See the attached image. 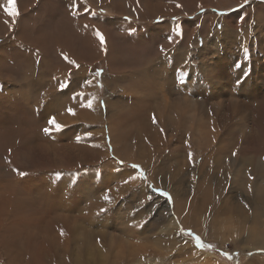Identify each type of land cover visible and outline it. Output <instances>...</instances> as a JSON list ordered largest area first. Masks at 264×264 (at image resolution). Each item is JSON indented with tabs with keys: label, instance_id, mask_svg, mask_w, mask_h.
Wrapping results in <instances>:
<instances>
[{
	"label": "rangeland",
	"instance_id": "rangeland-1",
	"mask_svg": "<svg viewBox=\"0 0 264 264\" xmlns=\"http://www.w3.org/2000/svg\"><path fill=\"white\" fill-rule=\"evenodd\" d=\"M71 1V6L68 7L67 0H45L46 6L44 11L39 10L37 5H33L31 9L26 4L27 2H24V6H22L29 8L27 11L26 9L19 11V15L16 17H11L7 14L1 16L2 18L0 17V30H2L0 33V83L8 82L13 85L19 83L20 87H25L29 93L32 107L38 101L43 102V105L39 108L33 107L32 111L24 109L26 110L24 111V116L26 117V114L30 116L26 117V123L28 122L29 126L28 140L35 143H39V140H42L46 145L49 143L47 152L50 158L55 161L54 165L48 161L44 165V169L31 171L32 175L33 173L38 174V178L35 181L46 179L50 183L58 184L61 189L68 186L70 190L66 192L71 194L69 198L75 196L77 198L76 202H80L83 211L87 208L93 210L96 215L94 221L97 223V225L95 223L93 225V227L96 225L97 232L94 233V237L89 239H93V243H104L102 246L107 248L106 240L112 235H117L115 231L117 228L122 230L125 223L127 224L125 228L130 229L129 226H133L138 240H131L130 242H134L139 246L147 244V250L144 255L149 260L145 259L140 264H206L205 260L202 261L205 256L203 253L210 254L213 257L212 259L216 261L215 264H264V249H258L259 247L255 246V236H259L262 233L257 231L260 230V227L264 226V191L262 194L260 191V193L255 192V185L253 186L251 183L252 180L256 184L259 177L264 180V166L257 167L254 165L253 168H246L243 172L238 173L239 167L244 166L245 159L254 164L256 155H264V146L245 144L240 148L237 142L227 145L224 152L221 150L219 160L222 156L227 159L233 158L232 153L236 152V155L240 154L237 155V157L239 156L238 163L232 164L228 170L225 166L228 163L226 160H221L222 162H218L215 165L210 162V166L206 164L205 168L202 169L203 172L199 175H215L227 188L226 192L215 190L216 193L213 192L207 196L208 189L204 188L200 191L201 187L196 188L198 184H202L206 180L200 178L197 174L193 175L190 173L191 161L186 162L184 165L186 160L185 154L189 152L177 149L169 154V148H172L171 145H175L176 139L178 142V135L171 136V141L161 146L165 147L167 145V149L164 152L153 153L146 166L143 162L130 161L115 153L108 126L105 124L106 119L109 117L105 109L106 99L116 98L129 110L136 111V108L138 109L139 107L129 97L126 92L127 88L129 86L137 88L138 84H141V81L150 76L159 79L161 82H166L165 91L168 90V93L174 88L173 84L178 85L182 82L192 84L190 88L192 94L199 97V99H203L202 94H204L205 85L215 81L211 78L215 75V67H213L215 61L228 65L230 73L223 74L225 79L231 76L234 79L240 78L237 81L232 79L231 83L233 86L245 87L246 80L244 77L249 76L256 87H258L261 96L264 97V72L261 70L264 67V0H248L247 3L244 0H91V3L83 0L84 3L82 5L84 9L77 7L76 10L81 12L80 15H77L76 11H73L74 4H71ZM3 2L7 3L8 0ZM3 2L1 3L4 9L7 4ZM84 4L87 5L88 9ZM210 14L215 17H210ZM68 17L79 21H83L84 18H91L88 24L95 26L97 31L100 30L99 32L104 36L105 45L103 47L100 46L96 32L87 34L82 31L74 37L75 33L67 26ZM56 23L59 25L56 26ZM116 36L117 45L112 46L111 42ZM122 42L125 45L127 42L126 52L125 50L122 52L125 49L122 48ZM6 44L7 47H5ZM107 48L111 49L110 52L113 55L106 53ZM129 49L132 56H130V53H127ZM136 52L137 55L135 54ZM98 56L99 59L90 68L91 61ZM44 57L45 60H48H46L47 63L42 60ZM69 61L74 63H70ZM167 64L172 66L170 67V71H172L171 84L167 82L163 73L138 77L143 69L155 67L162 70V65ZM48 68L52 70V75H50ZM173 71L176 73H173ZM34 74L36 75L34 76ZM103 75L106 76L103 77ZM135 78L137 81H135ZM179 78L182 79L180 80ZM51 80L58 82V85L55 84L57 87L54 84V86L48 84ZM219 80H222L220 81L221 83L224 81V79ZM86 81H90V84ZM61 85L66 86L61 87ZM31 87L33 88L31 89ZM35 87L37 88L35 89ZM108 88L116 90L114 97L112 95L107 97L108 92L106 89L108 90ZM122 88L126 90L125 93L120 91ZM221 88L226 91V86H221ZM85 89L96 93L99 97V109L102 116L95 113V111H90L93 114L89 112L91 121L87 120L83 115L84 105H86L85 102L87 101L84 98L86 94ZM35 93L39 96L38 100ZM53 95L54 101L48 103L50 105L49 110L47 109L46 112L41 113L45 106L44 103ZM224 100H227V97ZM260 101V98L250 101V109L252 111L256 110ZM207 103L204 104L205 108ZM68 109H72V113ZM205 112H209V109H206ZM52 117H55V120L63 118L65 121L61 125L62 130L58 131L59 137L57 141L47 140L44 136L45 132L43 129L47 127L48 121ZM207 121L210 123L209 117H206ZM225 123V120H223V124ZM1 124L2 122H0V130L3 125ZM9 127L14 129V127ZM221 127L222 139L231 135L230 133H226L223 126ZM12 132L13 130L2 133L0 141L9 138ZM168 133H170L169 130L164 135H168ZM77 137H80V139L77 140ZM179 138L183 139L182 136H179ZM15 142L17 144L19 138ZM99 143H103V145ZM69 145H73L74 150L84 149V147H95L101 152L100 158L102 161L94 163L91 167H87L85 164H79L73 156L69 159L62 158L57 153V148L70 147ZM194 153L195 164L193 166H198L202 162L204 153L200 154L197 151H194ZM121 155L129 156L128 154ZM120 161H123V163H119ZM175 161H178V165L174 164ZM101 163H103L104 167L97 169L99 171L93 170V168L99 166ZM109 163H112L114 166L117 165L118 169H125L131 175L137 177L138 180L129 181L128 186L131 187L130 191L122 189L116 183V180L118 181V178H122L123 174L116 172L109 166ZM133 164L139 167L133 169L131 167ZM161 164L164 170H161L159 173L158 170L154 174L149 173L150 170H155ZM110 168L111 170H109ZM69 169H74V173L70 172ZM91 170L94 171L99 179L92 180L89 177L92 172ZM217 170L219 171L217 172ZM224 170L226 171L224 172ZM141 171L144 173L143 177L139 176ZM247 171H250L249 175L246 174ZM27 172H24L26 175H19L18 178H15L14 171H12V177L0 179V185L15 189L16 192H12L10 198H15L13 193H23L25 184H28L31 180V173L30 171ZM81 174L86 175V177L81 178ZM106 177L107 179H105ZM175 177L177 178L175 179ZM231 177L232 179L235 177L234 181ZM262 182L264 184V181ZM207 183L209 182L205 184ZM90 188H92V192H95L97 189L101 191L106 188V190L100 193V195L99 193L95 194V198H91V196L85 198V195H81L80 190L83 189L85 193ZM259 188L264 190V186H260ZM139 190L140 192L138 193ZM33 193L34 195L36 194L37 198L39 197L38 193L35 191ZM173 193L181 201L182 206L186 210L189 208L187 212L193 214V218L197 220L202 234L208 235H202L192 227L180 224L178 214L174 211L176 204L174 205ZM243 193L244 195L241 196ZM105 194L110 197V202L103 199ZM213 198L217 201L213 200ZM86 199L88 200L86 201ZM159 204L162 205L160 206ZM210 204L213 209L210 207ZM233 205L236 207H233ZM256 205L258 209L255 207ZM102 208L106 209V211L101 212ZM9 218L11 216H8ZM169 220L175 222L177 228H170ZM120 223L123 224L120 225ZM102 230H110L108 237L99 233ZM195 236L201 238V243L210 245L211 247H201L197 243ZM41 241L39 239L19 240L17 243V246L20 248L19 252L23 251L26 253L30 250L34 254L37 252ZM75 244L76 241L73 240V246ZM195 251L200 252L197 254ZM72 254L74 253L72 252ZM0 264H7L3 256L1 257ZM66 264L75 263L71 259Z\"/></svg>",
	"mask_w": 264,
	"mask_h": 264
},
{
	"label": "bare ground",
	"instance_id": "bare-ground-1",
	"mask_svg": "<svg viewBox=\"0 0 264 264\" xmlns=\"http://www.w3.org/2000/svg\"><path fill=\"white\" fill-rule=\"evenodd\" d=\"M0 1L3 2L5 0H0ZM87 1L89 3H91V0H87ZM1 2H0V12H1L0 17L7 14L5 12V8L8 7V2L7 3L3 2L4 4H7L5 6V8L3 9V5ZM21 2H22V4H21ZM24 2H27L26 4H28L29 8H31L33 5H37V8L39 10H42V11L45 10V6H46L45 0H42V1L41 0H16V7H17L18 12L23 10V9H26V11L29 9L26 6L23 7ZM66 3L68 5V7L71 6L70 0H67ZM83 3H84L83 0H80V1L79 0H72L71 4L76 5L73 8V11L75 12L77 10V7L84 9V6L82 5ZM85 6L87 8V5H85ZM29 12H31V11H29ZM34 13H36V12H34ZM76 14L80 15L81 12L76 11ZM121 16H123V15H121ZM209 16L215 17L211 14ZM60 18H62V17H60ZM90 21H91V18H84L83 21H79V20H73V19L68 17L67 18V26L71 30H73V32L75 33L74 37H76L77 34L79 32H82V31L86 32L87 34H90V33L93 34V33L97 32V30H96L97 28H95V26L89 25L88 22H90ZM117 21H120V20H117ZM55 25L58 26L59 24L56 23ZM12 26H14V25H12ZM115 26L118 27L117 24H115ZM101 28H103V27H101ZM127 28H129V27H127ZM65 30H67V29H65ZM1 31L2 30H0V33H1ZM44 34H43V36H44ZM116 38H117V36L114 37L113 41L111 42L112 46L117 45L116 44ZM98 43L100 44V41H98ZM122 43H123L122 48H125V49L122 50V48H121V50H122V52L124 50L126 52L127 42H126V45L124 42H122ZM100 46H101V44H100ZM100 46H99V48H100ZM5 47H7V44ZM10 47H11V45H10ZM43 50H44V48H43ZM110 51H111V49L107 48L106 53L109 55H113ZM167 51H168V49H167ZM127 53L131 54V50L129 49V51ZM135 54L137 55V52ZM171 54H173V53H171ZM164 55H166V54H164ZM34 56H32V57H34ZM99 56L96 58H93V60L91 61L90 65H89L90 68L92 67V64L99 59ZM130 56H132V54ZM130 56H128V57H130ZM45 57L49 58L47 56H45ZM45 57L42 60L47 63L48 60L46 59L47 60L46 61ZM25 59L28 60L27 58H25ZM177 60H178V58H177ZM20 63H21V61H20ZM25 63H26V61H25ZM132 63H134V62H132ZM162 66L163 67H161V65H160L162 70H160V68H155V67L151 68V69H143L139 73L138 77L148 76L151 74L163 73V75L165 74V78H166L167 82L169 84H171V82H172V75H171L172 71H170L171 70L170 67H172V66L168 65V64L162 65ZM27 67H29V66H27ZM143 67H144V65H143ZM213 67H215V75L212 76L211 78H213L215 81L210 83V84L208 83V85H205L204 94H202L203 99H199V97H196L195 95L192 94V90L190 89L192 84H189V83H183L182 82L178 85L173 84L174 88L172 90H170V93H168L167 92L168 90L165 91L166 82H163V81L161 82L159 79L153 78V76L152 77L150 76L146 79L144 77L145 80L141 81V84L137 83L138 84L137 88L129 86L127 88V91L124 90L123 88L120 90L123 93H125V91H126L129 95V97H131L134 100L137 107H139L138 109L136 108V111L129 110V108L125 107L122 104V102L116 98H111V99L107 98L105 109H106L107 116H109V117H108V119H106L105 124L108 126L109 133H110V139H111L112 145L114 146L115 153L119 156L124 157L125 159L130 160V161L136 160V161L143 162L147 166L148 162L150 161L151 155L153 153L157 154L159 152H164L167 149V145L165 147H161V146L165 145L167 142H170L171 136L178 135V142L176 141L177 140L176 139L174 142L175 145H171L172 148H169V154L172 151H175L177 149H182V151H184V152H189L188 154H185L186 160L184 159L185 160L184 165L186 162L191 161L192 163L190 164V166H191L192 172L190 171V173L193 175L197 174L198 176H200V178L206 180L202 184H198V187H196V188L201 187L200 191L203 190L204 188L208 189L207 196L212 194L213 192L216 193L215 190H220L221 192L222 191L226 192V190H227L226 186L222 182H220L221 180H218L215 177V175L214 176H208L207 174H202V175H199V174L201 172H203L202 169L205 168L206 164L209 165V162L213 163L215 165L218 162L220 163V162L226 160L228 162L227 164H225L227 170L232 166V164H235V163L237 164L238 159H239V156L237 157V155L239 153L236 156H234L233 158L227 159V158H224V156H222V158L220 160L218 159L219 157H221L220 151L223 150V152H224L225 147L229 144H235L238 142L240 148H242L245 144H248V145L256 144L259 146H264V97L261 96V92L258 90V87H256V85L254 84V82L251 80V78L249 76L244 77V79L246 80V86L245 87H243V88L242 87H236V86H233L231 83L232 79H234L233 76L227 77L226 79L224 78L225 76H223V74H225V73H230L228 65H224L220 61H215ZM17 70H19V69H17ZM261 70L264 72V67ZM34 72H36V71H34ZM183 72H185V71H183ZM26 73H28V72H26ZM49 73H50V75H52L51 69H49ZM173 73H176V72L173 71ZM181 74H183V73H181ZM35 75L36 74H34V76ZM104 76H106V75H103V77ZM181 77H182V75H181ZM173 78H174V76H173ZM12 79H13V77H12ZM139 79H141V78H139ZM179 79L181 80L182 78H179ZM183 79H185V78H183ZM219 79H224L223 83H221L220 81H222V80H219ZM238 79H240V78H238ZM238 79L235 78L234 81H237ZM36 80H37V78H36ZM191 80H193V79H191ZM5 81H7V80H5ZM135 81H137L136 78H135ZM37 82H39V81H37ZM132 82H133V80H132ZM176 82H177V80H176ZM57 83L58 82L51 80L48 84L50 86H52L53 84L58 85ZM92 84H94V83H92ZM221 86H226V91L222 90ZM33 87H34V85H33ZM33 87H31V89ZM36 88L37 87H35V89ZM85 90H86V94L84 95V98L87 101L85 102L86 105H84L85 107L83 109V115L87 120L91 121V118H89V112L90 111H95V113L102 116V113L99 109V97L96 93L89 92L88 89H85ZM106 91L108 92L107 97H109L111 95L114 97V95L116 94V90H114L112 88H108V90L106 89ZM197 92H198V90H197ZM226 97H227V100H224ZM32 98H34V97H32ZM46 98H47V96H46ZM255 98H260L261 101L259 102L256 110L252 111L249 107V102L253 101ZM38 99H39V96L37 95V100ZM53 99H54V95L49 100L47 99V101L44 103L45 106H44V109L41 113L46 112V110L50 106V105H48V103L54 101ZM89 100L92 101V107L91 108L87 107ZM130 101H131V99H130ZM206 102H208V103H207L206 108H205L204 104ZM41 105H43V102L38 101V103L33 104V107L39 108ZM33 107H32V104L29 100V93L27 92L25 87H20L19 83L17 85H13V84H10L8 82L0 83V122H2V124H3V125L1 124L2 128L0 130V135L2 133L9 132V131L13 130V132L9 138H6V139H3L2 141H0V179H6V178L12 177L13 176L12 171H14V177L18 178L19 172L30 171V173H31V171L42 170V169H44L43 167L48 161H50V163L52 165L55 164V161L50 158V156L47 152L48 151L47 147H48L49 143L46 145L45 142H43L42 140H39V143L31 142L30 140H28L29 139L28 138L29 126L27 124L28 122L26 123V117L28 115L26 114V117L24 116V111H26L24 109H28V110L32 111ZM206 109H209V112H205ZM50 112H52V111H50ZM206 113H207V115H205ZM43 116H41V117L43 118ZM28 117H30V116H28ZM81 117H83V116H81ZM206 117H209L210 123H209V121L206 122ZM100 118H102V117H100ZM223 120H225V122H226L225 124H223ZM33 121H34V119H33ZM42 122H43V119H42ZM56 122L60 125H63L65 123L63 118L56 120ZM262 125H263V127H261ZM9 126L14 127V129L10 128ZM99 126H101V125H99ZM221 126H223V128L226 130V133H230L231 135L226 136V138L222 139L221 131H220V129H222ZM47 127H51V126L48 124ZM97 130H99V129H97ZM168 130L170 133H168V135H164V133ZM44 136H45V139H47V140L57 141L58 140L57 138L59 137V133L57 130H55V128H52L50 133H47V134L44 133ZM179 136H182L183 139H180ZM17 138H19V142L16 144L15 140ZM100 142H101V140H100ZM162 142H163V144H161ZM100 145H103V143ZM237 147H238V145H237ZM100 148H102V147H100ZM104 150H106V149L104 148ZM226 150H228V149H226ZM236 150H238V149H236ZM194 151H197L200 154L204 153V155L202 157V162L198 166H193L195 164L194 163L195 162ZM57 153L62 158H65V159H69L71 156H73V157H75V159H77L76 161L79 164H83V165L85 164L87 167H91V166H93L94 163H100L102 161L100 158L101 152H99L98 149L95 147H92V148L84 147V149H75V150H74L73 145L70 147H58ZM190 153L192 155L191 160H189V154ZM52 154L54 155L53 152H52ZM121 154H128L129 156L121 155ZM102 164L103 163H101L97 167L94 166L95 168H93V170L101 169L102 167H104ZM174 164L178 165V161H175ZM254 165H256L257 167L264 166V155L263 154H258L255 156L254 164L251 161L245 159L244 166L239 167L238 173L243 172V170L246 168L247 169L253 168ZM109 166H111L116 172L123 174V177L118 178V181L116 180V183L122 189L130 191L131 187H129L128 184H124L123 181L125 179H128L129 176H131V173H129L125 169H118L116 167L117 165L114 166L112 163H109ZM187 166H189V165H187ZM63 167L65 169L64 165H63ZM231 169H233V168H231ZM109 170H111V168ZM157 170H158V173L161 170H164L162 164L157 166L155 168V170H150L149 173L154 174ZM69 171L74 173V169H69ZM97 171H99V170H97ZM115 171H113V172L115 173ZM198 171H200V172H198ZM208 171H211V170H208ZM218 171L219 170H217V172ZM225 171L226 170H224V172ZM61 172H63V170H61ZM194 172H196V173H194ZM102 173H104V172H102ZM174 173H176V172H174ZM179 173H177V174H179ZM40 174H42V173H40ZM246 174L249 175L250 171H247ZM68 176H70V174H68ZM80 177L85 178L86 175L81 174ZM89 177H91L92 180L99 179L96 176V174L94 173V171L91 172ZM166 177H168V176H166ZM177 177H179V175H177ZM177 177H175V179ZM235 177H237V176H235ZM235 177H234V179H235ZM246 177H248V176H246ZM30 178H31V180L28 182V184H25V186L23 188V193L22 192H18L16 194L13 193L14 197H15L14 199H12L10 197L12 195V192H16L15 189L13 187H6L5 185H0V263H1V257L2 256L4 257L7 264H66V263H69V261L71 259L73 260V262L75 264H125L126 262L128 264H140L143 260L148 259V257L144 255V253H146L145 251L147 250V248H146L147 244L139 246V245H136L134 242L133 243L130 242L131 240H138L137 235L135 234V229L133 226H129L130 229L125 228V225H127L125 223L123 225L124 227L122 230L117 228L115 231H116L117 235L120 237H118L117 235L110 236V238L108 240H106L107 248L102 246V244L104 245V243H102V244H100L101 242L100 243H98V242L93 243V239H91L92 241L89 240L90 238L94 237V233L97 232V228H96L97 223H95V221H94L96 215L93 212V210H90L89 208L85 207L87 209H85V211H83L81 209L80 202L79 203L76 202L77 198L75 196H73V198H69V196L71 194H68L66 191H69L70 187L67 186V187H64L61 189L60 186H58V184L50 183L46 179H40L39 181H35L38 178V174H35V173H33V175L31 173ZM105 179H107V177ZM231 179H232V177H231ZM234 179H232V180L234 181ZM249 179H251V178H249ZM72 180H74V179H72ZM136 180H138V179H136ZM178 180H179V178H178ZM106 181H104V182H106ZM235 181H237V180H235ZM262 181H264V180L261 177H259L258 182L256 184L251 180V183L253 184V186L255 185L254 186L255 192L260 191L261 194L263 193L264 190L262 188H259L260 186H264ZM104 182H102V183H104ZM191 182H192V180H191ZM206 182H209V183L205 184ZM81 183H82V181H81ZM225 184H226V182H225ZM233 184H232V186H233ZM103 186H105V185H103ZM143 186H145V185H143ZM232 186H230V187H232ZM165 187H167V186H165ZM93 190H95V189H93ZM104 190H106V188H104L101 191L99 189H97L95 192H92V188H90L87 192H85L86 194L84 193L83 189L80 190V193H81V195H85V198H88L90 196H91V198L92 197L95 198V194L99 193V195H100V193H102ZM34 191L36 193H38V196H39L38 198L35 196L36 194L34 195V193H33ZM139 192H140V190L138 191V193ZM242 195H244V193L241 194V196ZM157 196H159V195H157ZM228 196H229V193H228ZM184 197L186 198V196H184ZM231 198H234V197H231ZM173 199H174V205L176 204L174 211H175V213L178 214V217L180 219V224L181 225L183 224V225L188 226V227H192L195 231L202 234L201 230L199 229V224L197 223V220L196 219L194 220V218H193V214L191 212H187V210L189 208L186 210L182 206L181 201L175 197V194L173 195ZM173 199H172V201H173ZM87 200L88 199H86V201ZM213 200H216V199L213 198ZM91 202H93V201H91ZM186 202H187V200H186ZM235 202H237V201H235ZM103 207H105V206H103ZM210 207H211V204H210ZM210 207H208V208H210ZM233 207H236V206L233 205ZM255 207L258 209L257 205ZM152 209H154V208H152ZM263 212H264V210H263ZM96 214H98V213H96ZM81 215H83V216H81ZM8 216H11V218L8 219ZM169 221H170V225H169L170 228H174V229L177 228L175 222H173L172 220H169ZM97 222H99V221H97ZM94 223L96 224L95 227H93ZM122 224L123 223H120V225H122ZM101 226H103V225H101ZM119 227H121V226H119ZM170 228H168V229H170ZM106 230H107V227H106ZM106 230H102L99 233L105 237H108V235H109L108 232L110 230L109 231H106ZM220 232H222V231H220ZM257 232H262V233L259 236L258 235L255 236V246L259 247L258 249H264V226L260 227V230ZM253 233H255V232H253ZM121 235H122V237H121ZM202 235L206 236L208 234H202ZM97 236H99V235H97ZM100 237H102V236H100ZM27 239L28 240L29 239L42 240L41 243L39 244V247L37 245L38 250L36 253L33 254L30 250H28L27 252L25 251L26 253H24L23 251L19 252L20 248L17 246L18 241L19 240H27ZM73 240L76 241V244L74 246H73ZM30 241H33V240H30ZM24 242L26 243V241H24ZM32 243H30V244H32ZM169 246H170V244H169ZM164 248H166V246H164ZM185 249H186V247H185ZM161 250H163V249H161ZM72 252L74 254H72ZM140 252H142L143 255ZM195 252L197 254H199L200 251L199 252L195 251ZM22 253H23V255H22ZM70 253H71V255H70ZM203 254L205 256L202 259V261L205 260L206 264H215L216 261H214L212 259L213 257L210 254H208V253H206V254L203 253ZM157 259H158V257H157ZM153 262H154V260H153ZM164 263H165V261H164Z\"/></svg>",
	"mask_w": 264,
	"mask_h": 264
},
{
	"label": "snow or ice",
	"instance_id": "snow-or-ice-1",
	"mask_svg": "<svg viewBox=\"0 0 264 264\" xmlns=\"http://www.w3.org/2000/svg\"><path fill=\"white\" fill-rule=\"evenodd\" d=\"M244 2L247 3L248 0H244ZM73 6L75 7V5H73ZM5 12L7 13V15H9V16H11V17H16V16L18 15L17 7H16V0H8V7L5 8ZM96 35H97V37L99 38V41H100L101 46L103 47V46L105 45V39H104L103 34L100 33L99 31H97V32H96ZM65 59H67V57H65ZM69 62H70V63H74V62H72V61H69ZM77 67H79V66L77 65ZM97 74H99V73H97ZM86 82L90 83V81H86ZM65 86H66V85H61V87H65ZM78 95H82V94H78ZM87 107H89V108L92 107V101H91V100L88 101ZM68 111H69L70 113H72L73 110H72V109H68ZM73 114H74V113H73ZM48 124H49L51 127H46V128L43 129V131H44L46 134H47V133H50V131L52 130V128H55V130H57V131L62 130V126L56 122L55 117L50 118L49 121H48ZM79 139H80V137H77V140H79ZM232 155L235 156V155H236V152H233ZM191 159H192V155H191V153H190V154H189V160H191ZM119 163L122 164L123 161H120ZM131 167H132L133 169H137L139 166L133 164ZM18 174H19L20 176H24V175H26V173H24V172H19ZM139 176H140V177H143V176H144V173L141 171V172L139 173ZM135 179H137V177H136L135 175H131V176H129L128 179H125V180L123 181V183H124V184H128L130 180H135ZM165 195H167V194H165ZM103 199H104L105 201H109V202H110V197H109L107 194L104 195ZM169 199H170V198H169ZM100 211H101V212H104V211H106V209H103V208H102ZM62 234H63V233H62ZM189 234H191V233H189ZM195 239H196L197 243H198L201 247H211L210 245H204L203 243H201V238H200L199 236H195Z\"/></svg>",
	"mask_w": 264,
	"mask_h": 264
}]
</instances>
